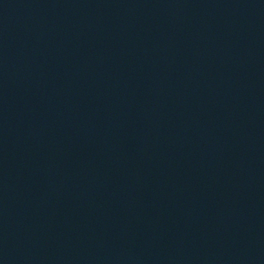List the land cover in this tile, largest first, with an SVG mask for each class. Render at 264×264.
Masks as SVG:
<instances>
[{
  "label": "water",
  "instance_id": "obj_1",
  "mask_svg": "<svg viewBox=\"0 0 264 264\" xmlns=\"http://www.w3.org/2000/svg\"><path fill=\"white\" fill-rule=\"evenodd\" d=\"M0 264H264V0H0Z\"/></svg>",
  "mask_w": 264,
  "mask_h": 264
}]
</instances>
